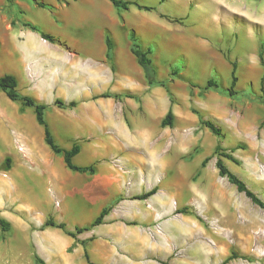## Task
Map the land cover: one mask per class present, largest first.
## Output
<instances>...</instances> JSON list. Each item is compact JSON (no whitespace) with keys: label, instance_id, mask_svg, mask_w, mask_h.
<instances>
[{"label":"crops","instance_id":"crops-1","mask_svg":"<svg viewBox=\"0 0 264 264\" xmlns=\"http://www.w3.org/2000/svg\"><path fill=\"white\" fill-rule=\"evenodd\" d=\"M126 1L132 3L127 11L137 9L135 5L155 9L146 3ZM85 5L96 10L86 9ZM65 12H72L78 23H93L98 29L94 26L82 43L73 39L68 42L66 35L61 36L62 40L55 37L67 45L62 47L44 40L37 32L15 27L1 40L0 77L14 76L20 94L48 106L45 120L55 143L64 150L77 144L79 153L72 164L94 166L95 171L90 174L68 169L61 156L42 144L41 137L31 136L35 114L33 118L28 111L31 108L21 110L19 104L17 110L0 113L3 133L11 136L4 145L10 169L5 171L6 177L2 175L4 180L0 179V195L18 213L37 214L33 229H17L31 239L36 255L48 264H88L85 252L92 264H165L160 238L151 240L148 232L157 224L160 230L161 224L164 231L169 226L176 231L173 218L183 216L185 204L194 205L200 168L190 173L185 164L192 159L190 151L197 140L183 126L176 125L182 111L170 102L167 90L149 87L133 55L118 50L117 39L125 42L133 29L122 26L126 30L123 37L117 28L109 27L114 43L113 71L105 57L104 21L96 1L87 0L81 5L73 2ZM160 15L157 13L151 21L157 23L162 19ZM105 93L129 94L139 100L101 97ZM57 99L66 104L76 102V106L58 108L54 104ZM119 104L131 109L126 118ZM169 109L174 115L173 126L161 127ZM65 110L70 114H64ZM82 152L86 163H75ZM113 158H120L122 166L115 167ZM45 190L53 203L43 196ZM139 196L144 197L136 199ZM105 208L110 209L103 222L76 235V239L57 228L41 229L51 218L73 232L76 227L89 225ZM89 214L94 216L90 223H75ZM67 216L78 226L70 228ZM1 218L11 221L6 216ZM170 263L178 264L174 259Z\"/></svg>","mask_w":264,"mask_h":264},{"label":"rangeland","instance_id":"rangeland-1","mask_svg":"<svg viewBox=\"0 0 264 264\" xmlns=\"http://www.w3.org/2000/svg\"><path fill=\"white\" fill-rule=\"evenodd\" d=\"M86 1L43 0L49 9H34L37 5L32 0H12L10 4L0 0V52L1 40L15 27L26 30L21 25L25 21L53 38L62 40L61 36L66 35L68 42L73 39L82 43L93 27L98 29V26L89 22L78 23L72 12L63 14V11L73 2L81 5ZM93 1L102 10L105 33H110L109 27L117 28L118 34L124 37L126 30L122 26L133 29L142 47L151 50L150 57L157 67L158 78L167 82L172 103L182 111L176 125L183 126L197 140L190 151L192 159L185 164L190 173L200 168L199 193L193 200L194 205L185 204L183 216L177 220L173 218L176 231H171L170 226L164 231L160 224L158 233L157 224L148 232L151 240L160 238L162 242L163 263L171 264L174 259L178 264H223L230 258L225 264H264V212L218 175L214 155L217 144L225 150L235 149L232 156L238 164L223 159L224 164L264 202V83L261 84L264 74V0H161V3L160 0H134L155 6L156 13L137 9L119 12L108 0ZM85 8L91 9V6L85 5ZM157 13H161L162 19L153 23L151 19ZM119 42L122 43L119 45ZM119 42L117 39L118 50L132 56L128 39ZM55 43L67 46L59 40ZM232 63L236 64V95L228 97L213 89L200 91L208 79L227 89L231 82ZM174 71L178 73L174 75ZM18 106L19 103L10 101L0 92V113L17 110ZM119 108L126 118L131 109L123 104H119ZM139 110L143 111L142 108ZM28 111L34 118L32 109ZM62 112L70 114L68 110ZM49 114L53 116L51 111ZM201 120L214 122L221 129L222 136H214L201 125ZM34 124L31 136L41 137L42 144L49 150L42 139V128L35 120ZM7 139L11 140V136L3 133L0 119L2 180L3 173H7L2 170ZM237 146L241 149H236ZM205 158L209 161L202 168L201 162ZM85 159L86 154L82 152L75 163L84 164ZM43 196L53 203L46 190ZM0 208V217L9 218L13 226L7 233L0 231V264H35L36 251L31 239L19 233L17 228L29 226L33 229L38 222L37 214L18 213L15 206L8 205L5 196L1 195ZM91 215L75 223L86 225L92 221L94 216ZM66 223L72 229L78 226L72 224L73 218L69 216ZM155 232L159 234L157 237Z\"/></svg>","mask_w":264,"mask_h":264},{"label":"trees","instance_id":"trees-1","mask_svg":"<svg viewBox=\"0 0 264 264\" xmlns=\"http://www.w3.org/2000/svg\"><path fill=\"white\" fill-rule=\"evenodd\" d=\"M8 4L11 3L12 0H6ZM36 2L37 7L41 9H49L48 5L43 3V0H32ZM111 5L117 10V11H127L129 6L132 5V3L124 0H108ZM138 10L142 11H151L152 9L150 7H142L139 5H135ZM21 25L29 29L33 32H37L40 34L41 38H43L46 41H49L53 43L55 40L54 38L44 32H41L37 29V27L30 22H22ZM128 39L130 43V53L133 55V57L136 60L137 65L142 69L145 82L149 87H155V86H161L165 88L168 92L170 102L172 103V96L167 88V82L164 80L158 79V71L157 67L154 65L150 55L151 50L149 48H143L141 44L140 38L135 34L133 30L128 31ZM105 46H106V53L105 57L106 60L109 62L111 69L114 71V60H113V49H114V43L113 40L108 32L105 33ZM260 61L263 62L262 59V53H260ZM178 72L174 71L173 74L176 75ZM230 86L227 89H223L219 86V84L213 80L208 79L206 81L205 86L200 91H205L209 89L218 90L221 93L226 94L228 97H233L236 95V92L234 90L236 83H237V76H236V64H231V72H230ZM264 83V74L261 77V84ZM0 92H3L6 97L12 101L17 102L21 105L22 108H31L33 109V112L35 114V118L37 123L42 127L43 129V140L45 144L50 148V150L55 154L59 155L63 158V161L68 169L74 172L79 173H90L93 174L95 171L94 166H87V167H77L72 164V158L76 156L79 153V146L77 144H74L73 147L70 150H64L60 148L54 141L53 136L50 132L49 126L45 120V112L48 109V106L38 103L36 100L29 96H24L18 92L17 89V81L14 76L6 74L0 77ZM101 97L103 98H115L120 99L121 97L126 98H132L135 100H139L137 96H132L129 94H123V95H111L109 93L103 94ZM55 106L62 109H72L76 106V102H70L68 104L64 103L61 100H56L54 102ZM174 121V115L172 111L169 109L165 117L161 120L160 126L161 127H172ZM201 125H203L206 129H208L214 136L220 138L222 136L221 129L216 126V124L210 120H201ZM264 124V122H263ZM236 149H241L239 146H237ZM235 149L231 150H225L223 149L220 144H217L214 149V155L216 156L215 161V167L218 171V175L221 178H225L227 182L231 185H233L236 190L239 193H243L246 198H248L251 203L255 206H257L259 209H261L264 212V202L260 200L252 191H250L245 183L237 177L235 174H233L228 167L224 164L223 159H226L234 164H238V161L236 158L232 156V153ZM209 161V158H205L201 162V167H205L207 162ZM10 169V159L6 157L3 162L2 170L8 171ZM198 175V174H197ZM144 196H139L136 199H141ZM110 208H105L101 211L99 216L93 220L89 225L79 228L76 227L73 232L67 231L65 225L63 223H56L51 218L47 219L41 226V229L46 227H52L62 230L66 235L69 237L76 239V235L81 234L85 231L90 230L91 228L100 225L103 222V217L108 213V210ZM182 213H184V208L182 210ZM11 224L0 217V231L2 234L7 233L11 230ZM236 257V256H234ZM85 258L88 262V264H92L89 261L88 255L85 252ZM230 260V258H227L223 264L227 263ZM34 262L35 264H46L44 260H42L39 256H34Z\"/></svg>","mask_w":264,"mask_h":264},{"label":"built area","instance_id":"built-area-1","mask_svg":"<svg viewBox=\"0 0 264 264\" xmlns=\"http://www.w3.org/2000/svg\"><path fill=\"white\" fill-rule=\"evenodd\" d=\"M20 151L22 150V147L20 146L19 148H18ZM112 164L115 166V167H121L122 166V161L120 160V158H113L112 160ZM3 176L4 177H6L7 176V174L6 173H3ZM55 205L57 206V205H59V202H58V200H55ZM156 232H160V228L159 227H156Z\"/></svg>","mask_w":264,"mask_h":264}]
</instances>
